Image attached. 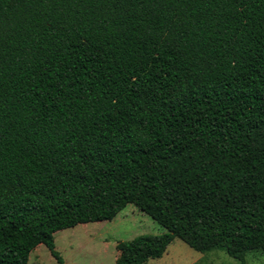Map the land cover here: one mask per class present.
Listing matches in <instances>:
<instances>
[{
  "label": "trees",
  "instance_id": "16d2710c",
  "mask_svg": "<svg viewBox=\"0 0 264 264\" xmlns=\"http://www.w3.org/2000/svg\"><path fill=\"white\" fill-rule=\"evenodd\" d=\"M127 204L113 264L264 255V0H0V264Z\"/></svg>",
  "mask_w": 264,
  "mask_h": 264
},
{
  "label": "rangeland",
  "instance_id": "374dc122",
  "mask_svg": "<svg viewBox=\"0 0 264 264\" xmlns=\"http://www.w3.org/2000/svg\"><path fill=\"white\" fill-rule=\"evenodd\" d=\"M166 231L149 215L127 204L112 220L88 222L53 234L56 250L65 264H113L118 255L116 243L139 235H159ZM27 264H59L44 244L29 255ZM149 264H238L223 251L201 253L175 238L161 258ZM247 264H264V255L250 253Z\"/></svg>",
  "mask_w": 264,
  "mask_h": 264
}]
</instances>
